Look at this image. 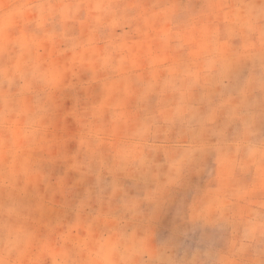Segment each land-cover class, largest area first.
Listing matches in <instances>:
<instances>
[{
    "label": "clouds",
    "instance_id": "clouds-1",
    "mask_svg": "<svg viewBox=\"0 0 264 264\" xmlns=\"http://www.w3.org/2000/svg\"><path fill=\"white\" fill-rule=\"evenodd\" d=\"M0 264H264V0H0Z\"/></svg>",
    "mask_w": 264,
    "mask_h": 264
},
{
    "label": "rangeland",
    "instance_id": "rangeland-1",
    "mask_svg": "<svg viewBox=\"0 0 264 264\" xmlns=\"http://www.w3.org/2000/svg\"><path fill=\"white\" fill-rule=\"evenodd\" d=\"M170 221V218L166 219L165 224L168 225Z\"/></svg>",
    "mask_w": 264,
    "mask_h": 264
}]
</instances>
